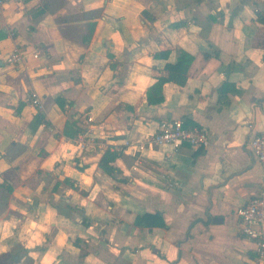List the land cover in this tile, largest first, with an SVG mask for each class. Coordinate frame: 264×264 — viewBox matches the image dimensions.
Instances as JSON below:
<instances>
[{
    "label": "crops",
    "instance_id": "1",
    "mask_svg": "<svg viewBox=\"0 0 264 264\" xmlns=\"http://www.w3.org/2000/svg\"><path fill=\"white\" fill-rule=\"evenodd\" d=\"M14 47L23 58L6 64ZM182 52L184 83L165 81L148 105ZM176 118L204 128L207 148L125 145ZM255 133L264 0H4L0 264H264L237 215L264 185ZM107 149L115 177L98 165Z\"/></svg>",
    "mask_w": 264,
    "mask_h": 264
},
{
    "label": "built area",
    "instance_id": "2",
    "mask_svg": "<svg viewBox=\"0 0 264 264\" xmlns=\"http://www.w3.org/2000/svg\"><path fill=\"white\" fill-rule=\"evenodd\" d=\"M4 0H0L2 3ZM22 50L14 47L6 56V64H16L22 60ZM37 56V53L33 54ZM31 102L37 109L42 108V103L36 92L30 94ZM91 121L92 117L87 116ZM80 146L84 147V140L79 139ZM125 145L142 151L145 145L165 146L169 145L174 149L183 144H188L192 148L205 149L210 143L207 131L199 126H187L183 120L176 118L165 120L158 124V129L154 133L147 134L141 141L126 140ZM249 148L261 163L264 164V133H255L249 139ZM242 233L254 241L259 258L264 257V185L259 194L250 197L245 204L237 209Z\"/></svg>",
    "mask_w": 264,
    "mask_h": 264
},
{
    "label": "trees",
    "instance_id": "3",
    "mask_svg": "<svg viewBox=\"0 0 264 264\" xmlns=\"http://www.w3.org/2000/svg\"><path fill=\"white\" fill-rule=\"evenodd\" d=\"M204 56L208 57L209 54L205 52ZM192 58H193L192 55L187 54L186 52H182L174 64H166L165 68L168 70L169 75L167 77L161 76L156 78V80L152 84H150L149 87L147 88L146 101L148 105H154L162 101L161 89L165 81L174 80L180 84L184 83L186 78L185 71L189 63L191 62ZM218 91H219V98L221 100L222 99L224 100V98L221 96V92L223 91V88L219 87ZM58 102L62 104L60 99H58ZM42 120H43L42 115L39 112H37L33 122L36 124L42 122ZM80 130L81 129L78 126H72L71 124H66L64 126L63 133L66 136L73 137L76 134H78ZM115 157H116V152L107 149L101 154L98 160L99 167L103 169V171H105L107 174L113 177H115V172H116L115 166L112 165V162L115 160ZM4 187L7 188V190L9 191L11 190V187L9 185H4ZM148 218H152V215L145 213L141 216H138L135 219V224L142 225L144 224V220H147ZM155 223L156 222H154L153 224Z\"/></svg>",
    "mask_w": 264,
    "mask_h": 264
}]
</instances>
